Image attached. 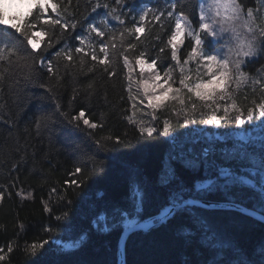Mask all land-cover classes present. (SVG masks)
<instances>
[{
	"label": "snow or ice",
	"instance_id": "snow-or-ice-1",
	"mask_svg": "<svg viewBox=\"0 0 264 264\" xmlns=\"http://www.w3.org/2000/svg\"><path fill=\"white\" fill-rule=\"evenodd\" d=\"M29 3L27 13L7 21L0 11V91L7 81L9 93L20 101L31 86L34 91L19 117L25 130L37 136L84 134L90 152L78 145L74 151L80 159L62 189H49V197H58L57 215L52 216L51 199L40 201L49 214L41 225L48 239L26 240L21 247V232L27 230L17 215L12 233L0 243V264H12L18 252L28 258L26 264H73L66 257L50 258L52 234L72 215L73 197L105 169L97 154L132 146L127 132L97 137L107 126L106 114L97 115L94 108H107L132 129L134 139L145 142L182 136L181 129L206 132L202 126L251 127L256 121L264 126V0H87L84 14L78 12L79 3L69 11L72 0ZM66 81L71 94L65 103L60 88ZM108 87L118 89L115 101L109 100ZM241 140L230 151H218L213 143L197 150L204 142L195 138L180 151H169L162 168L153 172L141 165L149 179L135 174L129 185L133 208L113 204L118 218L110 227L122 224L129 233L147 228L135 217L157 196L161 202L152 222L161 228L171 227L196 205L201 215L195 220L205 230L203 213L209 209L247 213L237 201L249 200L264 211V139L258 148L250 137ZM19 167V161L13 162L9 172ZM190 173L200 182L194 185ZM213 192L225 203L205 198ZM16 197L35 199L34 192L17 189L15 182L0 185V207ZM260 221L254 237L231 233V226L222 224L231 233L226 253L225 242L214 246L213 229L205 237L213 246L211 259L192 264H264V215ZM0 230L7 233V224H0Z\"/></svg>",
	"mask_w": 264,
	"mask_h": 264
},
{
	"label": "trees",
	"instance_id": "trees-1",
	"mask_svg": "<svg viewBox=\"0 0 264 264\" xmlns=\"http://www.w3.org/2000/svg\"><path fill=\"white\" fill-rule=\"evenodd\" d=\"M77 3H79L78 12L84 14L87 0H72L69 11L75 9ZM31 6L30 4L28 9L15 12L9 10L5 0H0V11L3 12L6 21L12 16H23ZM7 83L6 81L3 85V91H0V104L4 105L0 108V164H3L0 167V185L15 182L17 189L23 188L34 192L35 199L22 201L16 197L5 200L0 207V224H7L8 232L0 230V243H3L5 237L12 233L13 223L18 215L27 230L21 232L23 238L19 243L23 247L26 240L31 242L37 238L48 239L42 232L41 225L49 220V214L42 211L40 201L51 199L55 209L52 216L59 213V209L56 208L58 197L57 195L49 197V189L53 186L62 189L61 182L67 177V172L72 170L74 162L80 159L79 153L74 151L77 146L89 152L90 147L85 135L81 133L68 136L65 132L56 131L52 135L45 132L37 136L35 130L26 131L25 121L19 117L26 111L27 97L34 90L29 86V90L23 93L20 101H17L16 97L9 93ZM60 92L64 94L66 103L68 95L71 94V86L67 81L61 86ZM117 93L118 89L108 87L109 100L118 99ZM94 111L97 115L101 111L106 114L107 126L103 132H96L97 137L109 134L123 135L127 132L132 146L120 147L108 154H97L96 159L103 162L106 167L73 197L75 203L72 215L69 220L63 222L59 231L52 234L50 243L53 255L50 258L53 260L66 257L73 264H116V250L123 225L114 229L110 227L118 218L113 212V204L119 202L132 210L129 186L132 179L137 172L143 174L141 179H149L141 165L148 164L150 170L154 172L165 165L169 151L178 152L181 148L189 146L195 138L204 142L196 145L197 150L207 143H213L218 151H230L242 142V137H250L256 141L257 148L259 141L264 139V126L260 124V121H256L251 127L202 126L206 132L201 129L194 131L181 129L182 136H176L173 133L172 137L161 135L158 140L150 142L137 141L133 138L132 129L126 127L114 114L109 113L107 108L97 107ZM9 125L12 126L9 127ZM17 147L20 150L19 156L16 155ZM17 161L20 163L19 169L9 172L11 163ZM81 163L82 165L87 163V167H91L90 162L81 161ZM87 174L86 169L85 175ZM190 174L195 185L199 182L195 179L197 174ZM203 176L207 177V173H203ZM245 187H251V185ZM205 198L212 201H224L221 195L215 192L205 194ZM160 202L161 197H154L151 202L144 205L143 211L135 218L143 219L156 214ZM237 202L264 213L258 203H250L249 200ZM197 209L194 207L186 217L176 221L171 227L161 228L156 225L147 231L131 233L124 246L126 264H192L197 260L211 259L213 246L209 245L205 237L212 236L213 229L216 233L214 246L218 247L221 242H225V253L227 252L226 241L231 233L241 232L246 237H254L259 233V221L238 211L217 209L203 213L207 218L208 230H205L195 220L201 215ZM224 223L231 226V233L223 229L221 225ZM181 228L184 232L178 231ZM185 233H191V235L186 236ZM186 240L191 243H186ZM27 259L18 252L13 257L12 264H26Z\"/></svg>",
	"mask_w": 264,
	"mask_h": 264
},
{
	"label": "water",
	"instance_id": "water-1",
	"mask_svg": "<svg viewBox=\"0 0 264 264\" xmlns=\"http://www.w3.org/2000/svg\"><path fill=\"white\" fill-rule=\"evenodd\" d=\"M210 201H212V200H210ZM213 202H218L220 204L225 203V201H213ZM238 204L240 205L241 208H247L248 209L247 213H242V214H244L246 216H249V217L261 222L260 221V217L262 215H264L262 212H260L258 210H255L253 208L247 207V206H245V205H243L241 203H238ZM196 207H199V205H196ZM210 210H212V209H210ZM217 210H230V209L221 208V209H217ZM234 211L240 212L239 209L234 210ZM140 223L141 224H147L148 227L144 228V229H138V230H135V231H147V230L151 229L152 227L156 226V224H153V222H152V216L140 220ZM131 233H133V232H130V233L129 232H125L124 227H123V229H122V231L120 233V237H119L118 245H117V250H116V264H126L124 246H125V242H126L128 236Z\"/></svg>",
	"mask_w": 264,
	"mask_h": 264
},
{
	"label": "rangeland",
	"instance_id": "rangeland-1",
	"mask_svg": "<svg viewBox=\"0 0 264 264\" xmlns=\"http://www.w3.org/2000/svg\"><path fill=\"white\" fill-rule=\"evenodd\" d=\"M6 3H7V6L11 10H15V11H19V10L24 11V10L28 9L30 6L29 0H6Z\"/></svg>",
	"mask_w": 264,
	"mask_h": 264
}]
</instances>
